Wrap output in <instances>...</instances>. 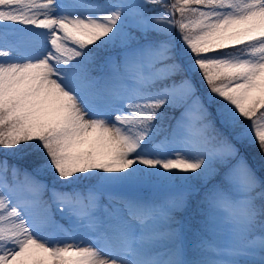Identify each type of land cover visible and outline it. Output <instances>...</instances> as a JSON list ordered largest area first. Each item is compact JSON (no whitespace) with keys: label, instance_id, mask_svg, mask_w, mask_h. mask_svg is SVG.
<instances>
[{"label":"snow or ice","instance_id":"6c2138e0","mask_svg":"<svg viewBox=\"0 0 264 264\" xmlns=\"http://www.w3.org/2000/svg\"><path fill=\"white\" fill-rule=\"evenodd\" d=\"M0 264H264V0H0Z\"/></svg>","mask_w":264,"mask_h":264},{"label":"rangeland","instance_id":"374dc122","mask_svg":"<svg viewBox=\"0 0 264 264\" xmlns=\"http://www.w3.org/2000/svg\"><path fill=\"white\" fill-rule=\"evenodd\" d=\"M101 1V0H100ZM166 1V0H165ZM129 2H137V0H129ZM149 7H152L151 5H149ZM136 36H140V33L139 32H135L134 33ZM151 38H154L153 35L150 34V39ZM141 43H145L146 41H144L143 39H141L140 41ZM135 44V42H133V45ZM26 47H31L30 44L26 45ZM121 49L120 48H116V49H113L110 53H105L104 55H112V56H115L116 58H120L118 56H120V53H121ZM100 73H94V75H99ZM165 111H168L169 112V115L171 116H175V117H179V114H180V109H177L176 111H171V110H165ZM210 111H212L213 113V116H215V111L214 109H210ZM174 124L173 120H166L165 121V126H166V130L168 128H170L169 126ZM217 127L220 128V125L219 123L217 122ZM221 131L224 132L225 135H228L227 131L224 130L223 128H221ZM164 134V132L161 133V135ZM159 139V138H158ZM242 152H243V149H242ZM247 158H248V162L249 164L253 167V168H256V169H259V165H260V161H259V158H258V155H257V158L256 159H253V155H255L256 153L253 151V150H249L248 152L244 153ZM223 171V169H222ZM258 175L260 174V171L258 170ZM38 179H41V180H47V177H44V176H41V177H38ZM219 180V177H213V178H210L207 182L206 185H203L200 187V193L198 196L194 197V198H190L189 200V204L188 206L192 207V208H196L197 207V201L200 199V196L203 194V192H205L208 188H211V186L215 183H217ZM199 186V185H198ZM44 199H48V197H46V194L44 196ZM189 207V208H190ZM202 207V206H201ZM192 213H195L194 216H196L197 218L200 217V212H199V209L197 210H192ZM60 217V215H59ZM61 219V218H60ZM63 222H66V220H63L61 219ZM201 220V218H199V221ZM194 221V220H193ZM61 224V223H60ZM68 226V224H67ZM66 227V226H65ZM196 227V226H195Z\"/></svg>","mask_w":264,"mask_h":264},{"label":"trees","instance_id":"16d2710c","mask_svg":"<svg viewBox=\"0 0 264 264\" xmlns=\"http://www.w3.org/2000/svg\"><path fill=\"white\" fill-rule=\"evenodd\" d=\"M100 2H106V0H101ZM167 3V0L165 1ZM120 57V56H118ZM119 59V58H117ZM174 122V121H173ZM171 129L168 128L164 134L161 135V137L159 138H162L164 135L167 134V132H169ZM9 163L12 164V163H15L17 164L20 168L24 169V168H27L29 171H32V169L35 167L36 163L37 162H34L33 160H30V159H13V158H9ZM204 193V192H203ZM203 194L200 196V199L202 198ZM46 197H48V195L46 194ZM47 200V199H45ZM188 206L183 212L181 213H178L177 216H178V219H180L182 222H184L185 224H188L191 226L192 229H196L198 228L199 224V218L202 219V217H196L194 216L195 213H192V210H197L199 209L198 206L196 208H192ZM54 218L55 220L58 222V223H61L62 225L67 226V223L66 222H63L60 217H59V213H54ZM194 220V221H193ZM196 226V227H195Z\"/></svg>","mask_w":264,"mask_h":264}]
</instances>
